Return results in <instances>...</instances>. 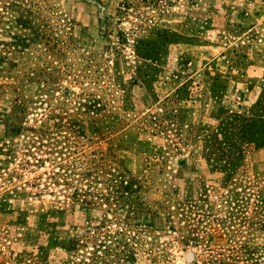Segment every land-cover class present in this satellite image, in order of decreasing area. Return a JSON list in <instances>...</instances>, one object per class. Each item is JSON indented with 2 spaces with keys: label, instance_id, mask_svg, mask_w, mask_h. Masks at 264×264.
I'll return each instance as SVG.
<instances>
[{
  "label": "rangeland",
  "instance_id": "rangeland-1",
  "mask_svg": "<svg viewBox=\"0 0 264 264\" xmlns=\"http://www.w3.org/2000/svg\"><path fill=\"white\" fill-rule=\"evenodd\" d=\"M0 264H264V0H0Z\"/></svg>",
  "mask_w": 264,
  "mask_h": 264
}]
</instances>
